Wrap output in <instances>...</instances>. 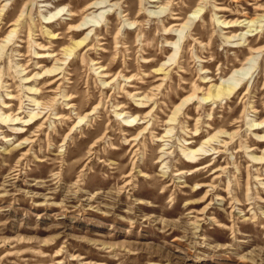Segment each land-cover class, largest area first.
I'll return each instance as SVG.
<instances>
[{"label": "rangeland", "instance_id": "rangeland-1", "mask_svg": "<svg viewBox=\"0 0 264 264\" xmlns=\"http://www.w3.org/2000/svg\"><path fill=\"white\" fill-rule=\"evenodd\" d=\"M0 264H264V0H0Z\"/></svg>", "mask_w": 264, "mask_h": 264}, {"label": "bare ground", "instance_id": "bare-ground-1", "mask_svg": "<svg viewBox=\"0 0 264 264\" xmlns=\"http://www.w3.org/2000/svg\"><path fill=\"white\" fill-rule=\"evenodd\" d=\"M59 12V11H58ZM199 12V11H198ZM101 17V16H100ZM89 21L90 22H95V23H97V21L96 20H94V19H89ZM88 22V21H87ZM129 77V76H128ZM58 116V115H57ZM132 122V121H131Z\"/></svg>", "mask_w": 264, "mask_h": 264}]
</instances>
